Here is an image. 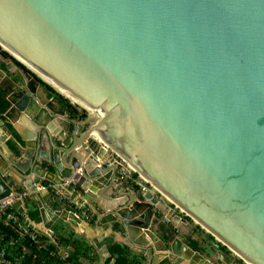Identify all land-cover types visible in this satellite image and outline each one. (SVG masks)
I'll list each match as a JSON object with an SVG mask.
<instances>
[{"label": "water", "instance_id": "water-1", "mask_svg": "<svg viewBox=\"0 0 264 264\" xmlns=\"http://www.w3.org/2000/svg\"><path fill=\"white\" fill-rule=\"evenodd\" d=\"M0 73L4 98L32 127V151H0V199L17 197L24 225L57 247L53 222L82 219L42 195L69 181L142 264H179L155 253H177L179 239L155 245L150 225L156 211L181 217L132 189L119 175L127 166L244 264H264V0H0ZM31 73L87 117L43 99ZM189 250L188 264H240L216 248Z\"/></svg>", "mask_w": 264, "mask_h": 264}, {"label": "crops", "instance_id": "crops-1", "mask_svg": "<svg viewBox=\"0 0 264 264\" xmlns=\"http://www.w3.org/2000/svg\"><path fill=\"white\" fill-rule=\"evenodd\" d=\"M6 84H7V80L3 77V74L1 75L0 73V85L4 87ZM37 88H38V93L42 96L43 99H46L48 97L49 98L48 101L51 102V105H53L55 108H62L63 110H65L60 99H58L57 101L50 100V98L55 95L52 94L49 90H47L45 87L44 89H42L41 87L37 86ZM0 94L4 95V93L1 90H0ZM7 103H8L7 109L5 110L4 113L0 114V119L5 123V125H7V127L11 129V134L6 135L4 133V130H2V128L0 127V137H2V140H0V151L6 157L11 156V158L12 157L16 158L19 156V154L21 155V152L18 150L19 148H22L24 150L26 149H31V151L33 150L34 143L33 144L29 143L28 145H26L27 143L25 142L28 139L27 134L29 132H32L31 130L32 127L28 119L26 118L27 116L23 112H21V114L18 113V111L12 106V104L9 101H7ZM77 110L79 112H82L78 108ZM62 117L65 118L64 116ZM72 118H74L77 121L84 119V118H80L78 115L72 116ZM0 167L5 169V163L3 161H0ZM126 168L127 171L121 172L119 173V175L127 174V178L124 180L129 184V186L132 189L137 191L143 190L144 192L150 191L153 195H156L159 198L163 206L172 209L175 213H177L181 217V219L178 222H176L177 224H175V222L172 219L168 218L167 215L158 213L157 211L155 212L157 214V217L152 218L151 221L152 225H150V229L157 235V239L153 241V243L158 246L162 244L170 245L174 242V239L176 238L179 239L178 242L175 243L176 249L179 250L177 253L170 252V249L167 250L157 249L155 253L158 259L164 256H167L169 260L178 259L180 257L182 258V262H180L179 264H188V260L189 258H191V254L189 250L190 248L196 251L203 249L205 250L208 248L215 250L216 248L223 251L231 258L238 259L240 264L243 263L227 247H226L227 249L226 252L222 250L220 247L223 245L218 240H216L209 232H207L204 228H202L199 224L195 223L185 214L177 212L176 206L173 203H171L167 198H165L162 194H160L156 190L150 189L145 183V181H143L137 173L135 174V172L129 169L127 166ZM9 181L12 183L11 179H9ZM35 182L43 186L46 184L44 182H39V180H35ZM13 185L16 184L13 183ZM62 185L63 187L66 188L65 191H61L63 193V197L71 199L74 205H76V207L79 208L80 211L87 210L90 214V217L87 219L82 215H78L82 219V222L80 223H76L70 218H66V219L58 218L56 221L53 222L51 229L54 232L55 237L58 238V240L59 238H62L68 241L69 239L71 240L72 238L78 237L87 242L89 248L87 250L86 256L80 258L82 264H117L115 262V256H112L110 250L111 246L114 244H119L120 246H123L127 250V255L125 256L129 260L132 258L136 260V261H131L130 264H142L144 262V259L142 257L141 260H139L138 252L140 251V249H138L137 246L135 245L129 246L123 243L125 237L121 228L117 224L102 225L99 223L98 217H100L101 214H97L96 210L100 209L101 207L99 206L98 203L86 197L84 195V190L75 187L71 182L65 181ZM49 188L52 197H49L45 192L42 195L43 201L48 202L52 198L53 199V202L51 204L52 208L56 207L54 206V204H57V208H63L66 205L70 206L64 201V199L63 200L59 199V197L55 195V191L60 189L54 186H49ZM18 191L20 192V195L25 194L24 190L21 189V187H18ZM71 195H73V197H71ZM24 205L26 207V213L30 221L35 225H37L39 228L44 229L37 203H35L30 197H28L25 199ZM46 216L50 217L48 213L46 214ZM24 226L27 227L26 225ZM39 235L48 240L49 242L48 244L54 247V249L51 250L54 251L60 257L64 258L68 256L69 252H72L74 250V247L71 244L68 243L61 244L59 241L56 247L48 238H46L41 234ZM145 237L149 238V240L151 238H154L153 234L152 237H150L148 234H146ZM94 239L98 240L97 241L98 246L95 245L96 240ZM11 245L12 244H8L7 252L10 256H13L16 254L9 252V248ZM27 251L29 252L30 250L27 249Z\"/></svg>", "mask_w": 264, "mask_h": 264}, {"label": "trees", "instance_id": "trees-1", "mask_svg": "<svg viewBox=\"0 0 264 264\" xmlns=\"http://www.w3.org/2000/svg\"><path fill=\"white\" fill-rule=\"evenodd\" d=\"M5 55L8 56V54L5 52ZM15 62L20 66H24L15 60ZM31 75L39 82L41 85H43L47 90H49L52 94L58 97V99L61 100V103L65 110L68 112L69 116H79L80 118H85L86 114L85 112H79L77 110V107L74 104H71L70 101L63 97L61 94H59L55 89H53L49 84L41 80L38 76H36L34 73H31ZM8 103L4 99V95L0 94V114L4 113L7 109ZM136 174V172H135ZM79 212V210H77ZM2 230L6 234V240H8L11 237H17L16 230L11 226H6L1 224ZM60 243L62 244H71L74 247V250L72 252H69L68 256L66 257H60L59 255L53 256L50 254V250L54 249L52 245H48L45 249H37L34 245L30 243L29 238L23 237L19 242L13 243L10 248L9 252H12L14 254L19 253L23 247H27L30 251L25 254V257L23 259V264H60L62 261H67L69 264H82L81 257L86 256L87 250L89 248V245L87 242L81 238H72L64 240L62 238H59ZM222 250L226 252V247L221 246ZM112 256H115V262L117 264H130L131 261H136L135 259H128L125 255H127V250L120 246L119 244H114L110 248ZM228 253V251H227ZM33 254H35V257H33ZM244 264V263H242Z\"/></svg>", "mask_w": 264, "mask_h": 264}, {"label": "built area", "instance_id": "built-area-1", "mask_svg": "<svg viewBox=\"0 0 264 264\" xmlns=\"http://www.w3.org/2000/svg\"><path fill=\"white\" fill-rule=\"evenodd\" d=\"M116 160L122 162V159L119 156H116ZM131 169L130 167H128ZM132 170V169H131ZM133 171V170H132ZM122 179L127 178V174L120 175ZM143 181H145L141 176H139ZM146 182V181H145ZM24 195V194H23ZM21 195V196H23ZM55 195L59 197V199H64V201L72 206L75 211V215H82L85 218H89L90 214L87 210L80 211L79 208L74 205L71 199L63 197V193L61 190H56ZM17 199L14 196H6L0 199V264H23V259L27 251V247H23L22 250L13 256H10L7 252L8 244H13L19 242L23 237H27L30 240V243L34 245L37 249H45L49 244L48 240L41 237L34 230L29 229L24 226L22 222V218L17 213V211L12 207L13 202ZM79 210V212L77 211ZM1 224L6 226H11L16 230L17 237H11L6 240V234L2 230ZM50 254L53 256H57V254L50 250ZM35 257V255H33ZM60 264H69L67 261H62Z\"/></svg>", "mask_w": 264, "mask_h": 264}, {"label": "rangeland", "instance_id": "rangeland-1", "mask_svg": "<svg viewBox=\"0 0 264 264\" xmlns=\"http://www.w3.org/2000/svg\"><path fill=\"white\" fill-rule=\"evenodd\" d=\"M52 87V86H51ZM53 88V87H52ZM53 89H55V88H53ZM55 91H57L56 89H55ZM60 94V93H59ZM62 95V94H61ZM63 96V95H62ZM63 97H65V96H63ZM68 99V98H67ZM69 100V99H68ZM70 101V100H69ZM71 102V101H70ZM71 103H73V102H71ZM74 104V103H73ZM75 105V104H74ZM80 111H82L83 112V110L82 109H80L77 105H75ZM85 114H86V117H87V113L85 112ZM146 184H147V186L150 188V189H152V190H155L148 182H145ZM176 211L177 212H179V213H182V214H184L183 212H181L180 210H179V208H177L176 207Z\"/></svg>", "mask_w": 264, "mask_h": 264}, {"label": "bare ground", "instance_id": "bare-ground-1", "mask_svg": "<svg viewBox=\"0 0 264 264\" xmlns=\"http://www.w3.org/2000/svg\"><path fill=\"white\" fill-rule=\"evenodd\" d=\"M63 95V94H62ZM72 102V101H71ZM164 196V195H163ZM165 197V196H164ZM166 198V197H165ZM169 200V199H168ZM170 201V200H169Z\"/></svg>", "mask_w": 264, "mask_h": 264}]
</instances>
